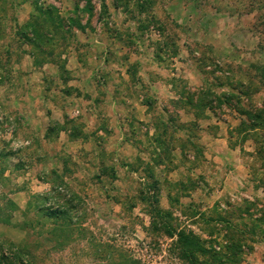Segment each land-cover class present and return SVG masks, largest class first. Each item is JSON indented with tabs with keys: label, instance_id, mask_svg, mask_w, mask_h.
<instances>
[{
	"label": "rangeland",
	"instance_id": "1",
	"mask_svg": "<svg viewBox=\"0 0 264 264\" xmlns=\"http://www.w3.org/2000/svg\"><path fill=\"white\" fill-rule=\"evenodd\" d=\"M262 119L264 0H0V264H264Z\"/></svg>",
	"mask_w": 264,
	"mask_h": 264
},
{
	"label": "crops",
	"instance_id": "2",
	"mask_svg": "<svg viewBox=\"0 0 264 264\" xmlns=\"http://www.w3.org/2000/svg\"><path fill=\"white\" fill-rule=\"evenodd\" d=\"M29 56V54H26V56ZM25 61V59H24ZM25 64V62H24ZM35 69V68H34ZM34 72H32L31 74L33 75ZM48 107V106H47ZM56 109L58 108H53L52 107V112L55 113V116H57V118H55L57 121L61 122L62 120L60 119L59 113H57ZM50 113V111H48ZM38 114V115H37ZM30 113L29 115H24L22 114L21 116H19L16 120L20 121L21 124L23 126L28 127L29 129H31L32 131H38V130H42L44 132L47 133V135L49 134V136H52L48 131V120H49V116L43 115L42 113ZM40 114V115H39ZM62 114V113H60ZM64 114V113H63ZM47 117V119H46ZM53 117V116H52ZM41 128V129H40ZM8 131V132H7ZM4 132V134H1L4 137H10L12 139V143L16 146L14 148H10L9 150L14 151L16 148H18V151L23 150L27 153H33L34 152V147L31 144V138L29 136H26L29 139H25L23 140L20 145L19 142L16 143V140L18 141V138H21L20 135V131L16 132L15 130L9 131L7 130ZM40 131L37 132V134H39ZM43 136V134H42ZM48 144L51 142H53L54 144H58V145H63V148L65 150V148H70V146L72 145V142H74L70 135L68 134L67 130H62L60 129L56 136L54 141H52V137L48 138ZM42 144H44L42 142ZM22 145V146H21ZM80 147H82V145H80ZM58 149V148H57ZM18 151H16L15 153H17ZM51 151V149H49L47 152L49 153ZM55 154V152H52L49 156L51 157L52 154ZM8 160L6 161V163L3 165V168L6 169L3 176H7L9 174V177L11 179L10 182H7V185L3 183L1 184V189L4 190L5 186H10L8 195L14 200L13 203L16 208H18V210H21L22 212H24V210L29 211V206H30V201L31 198H33L35 196V194L42 195L43 193L45 195H47V189L45 186L50 185V183L48 181L42 180L43 177L40 176V173L38 170H40L43 166V161L42 158L40 157V155H37L36 153H34L31 157H28L27 161H23L24 159L20 158L19 156H10V154H8ZM52 161H50L51 163ZM6 166V167H5ZM55 167H50V169L52 170ZM18 171V173H17ZM7 172V173H6ZM21 172V173H20ZM39 173V174H38ZM7 174V175H5ZM135 174V172H134ZM25 181V182H24ZM20 194V196L18 197V195ZM33 194V195H32ZM19 199V200H17ZM25 206L22 207V203L23 201H25ZM21 204V205H20ZM27 204V205H26ZM23 225V224H22ZM21 225V226H22Z\"/></svg>",
	"mask_w": 264,
	"mask_h": 264
},
{
	"label": "trees",
	"instance_id": "3",
	"mask_svg": "<svg viewBox=\"0 0 264 264\" xmlns=\"http://www.w3.org/2000/svg\"><path fill=\"white\" fill-rule=\"evenodd\" d=\"M17 35H18L19 37H20V36L25 37V36H26V33H21V31H19ZM26 37H27V36H26ZM223 96H225V94H224ZM204 104H206V103H203V105H204ZM258 116L261 117V116H263V114H261V115L259 114ZM262 121L264 122V119H262ZM49 131H50V129H49ZM131 164H134V163H131ZM131 164H130V165H131ZM130 170H131V172L134 171V169H132V166H130ZM130 170H129V171H130ZM38 210H39V209H38ZM43 215L48 216V217H51V216H55V213H54L53 210H51V209H47V210L43 211ZM0 246H1V243H0ZM2 256L4 257V254H2ZM16 258H19V255H17Z\"/></svg>",
	"mask_w": 264,
	"mask_h": 264
}]
</instances>
